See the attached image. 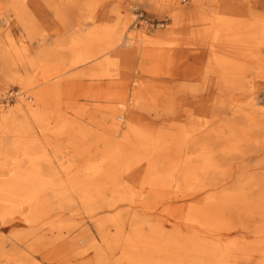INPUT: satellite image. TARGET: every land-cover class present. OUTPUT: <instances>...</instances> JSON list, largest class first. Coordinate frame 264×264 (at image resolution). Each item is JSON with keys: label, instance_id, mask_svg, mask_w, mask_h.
Returning a JSON list of instances; mask_svg holds the SVG:
<instances>
[{"label": "rangeland", "instance_id": "1", "mask_svg": "<svg viewBox=\"0 0 264 264\" xmlns=\"http://www.w3.org/2000/svg\"><path fill=\"white\" fill-rule=\"evenodd\" d=\"M237 1H244L245 7L232 0H214L217 10L210 9L208 0H37L34 4L0 0V178L13 173L10 165L19 164L25 174L64 184L71 193L65 200L50 199L46 207H79L82 214L64 209L53 219L93 234L85 207L108 204L98 203L100 198L92 195L107 187L102 166L117 157L113 153L100 163L107 150L104 143L124 141L121 133L107 130L114 125L125 129L117 119L121 113L109 109L118 98L124 95V102L133 103L125 118L137 121L135 127L156 129L155 136L168 132L182 147L179 169L166 170L157 160L149 174L154 181L133 190V205L119 207L123 217L118 248L104 253L100 264H163L164 259L123 257L131 255L121 252L130 234L144 235L148 228L155 229L162 248L165 242L193 255L205 248L207 257L201 263L264 264V80L250 73L255 55L236 47L221 52L223 44H212L208 24L220 17H264V0ZM225 4L233 7L232 12L218 11ZM174 7L198 12V17L178 25L173 21ZM116 13L128 16L129 22L115 50L133 48L130 33H141L148 40L168 31L181 36L170 48L172 59L155 58L160 66L153 74L140 69L138 56L128 63L108 60V36L115 28ZM211 48L218 52V66L231 74L226 87L208 70ZM29 61L34 65L28 66ZM240 92L254 97L256 105L244 110L231 105ZM18 104L28 109L21 130L13 131L19 118L12 111ZM79 144L92 148L80 155L74 151ZM158 146L161 154L170 148L166 141ZM186 166L196 175L187 185L180 177ZM146 171L147 164L142 163L127 179ZM159 180L165 186L157 189L158 199L153 200L151 192ZM76 182L81 183L79 189ZM93 183L97 185L89 186ZM4 200L0 196V264H90L92 251L77 258L48 259L24 251L28 226L4 217ZM40 226L35 232L39 236L46 232L38 230ZM108 232L116 233L112 227Z\"/></svg>", "mask_w": 264, "mask_h": 264}, {"label": "bare ground", "instance_id": "2", "mask_svg": "<svg viewBox=\"0 0 264 264\" xmlns=\"http://www.w3.org/2000/svg\"><path fill=\"white\" fill-rule=\"evenodd\" d=\"M30 1L31 4H34L37 0ZM232 2H239L241 4V9L245 7L244 1L232 0ZM208 4L211 10H217L214 0H208ZM232 10L233 7L227 4H225L224 8L220 7L218 9V11L223 14L232 12ZM115 15V28L113 31L109 32L108 36V49L110 50V56L107 58L108 60H112L119 64L128 63L138 56L141 63L140 69L153 74L155 72V67L160 66L159 63L153 61L155 58L160 57L162 59L163 57L162 61L172 59L174 54L170 48L175 46L179 39H181V36L171 35L168 31L158 32L148 40L145 39L141 33H130L128 35L129 39L133 42V48L129 50H115V44L118 41L119 35L129 22L128 16L121 17L117 13ZM197 17L198 12L192 13L186 9L174 7L173 21L178 23V25H180L179 23L182 20L195 22ZM208 24L211 34L213 35L212 44L215 43L216 45L217 42L221 41L223 44L221 52L236 47L237 50L247 51L254 54L256 61L250 66V68H252L250 73L252 76L264 80V17L260 19L253 16L244 19L240 15H238V17H220L214 19V21H211ZM217 30H220V32H217ZM129 31L131 30H128V32ZM153 45L163 46L164 48H167V50H152L148 48ZM210 50L208 70L220 79L222 86L226 87L231 82V74L226 72L225 69L220 68L216 63L218 52H215L212 48ZM34 63L35 62L29 61L28 66L34 65ZM245 73L246 71L242 72V74ZM133 97L136 98L137 95L134 94ZM27 99L29 100L30 98L27 97ZM125 99L126 97L122 95L121 98L117 99L119 102H117L115 106L109 108L115 114L121 113V116L117 119L119 122L123 123L125 129L121 131L119 125L107 128L112 134L115 133L120 135L121 133L124 141H110L104 143L107 150L106 154L102 155L103 160L100 163L107 160L113 153L114 155H117V157L115 161H111L102 166V170L107 174L101 178L103 179V185H106L107 187L103 190H97L92 195L93 198H100L98 203H108L110 205L107 204L102 207H85L86 210L84 215L93 226V234L89 233V231H87L88 229L78 232L77 228H73L72 224L68 223L66 225L63 221L53 219V215L61 213L64 209L75 214H82L81 210L78 209L79 207H46L50 202V199L65 200V197L71 193L63 189L64 184L56 183L52 179H44L39 175L25 174L19 164H14V166L10 165L8 167L10 169L9 171L13 170V173L4 178H0V196L3 200L5 199L3 203L6 204L5 207H2L4 217L7 216L11 220L17 218L18 221L24 222L29 229V233L26 234L23 239L25 242L24 251L31 254L42 253L44 254L43 257L46 259L54 257L58 258L63 255L76 256L77 258L78 255L83 256L85 253L92 251L93 258L85 259L90 261V264L102 263L101 260L104 259V253H113L118 248L120 239V222L123 217L122 212L118 210L119 207L123 205H133V196L135 195L133 190L152 182L154 177H151L152 175L149 174L154 170L157 160L163 162L166 170H173L174 166L175 168H178V156L182 147L176 143L174 138L168 135V132H165L162 136H155L154 132H156V129L148 126L135 127L137 121L125 118V115L130 113L134 107L132 102H124ZM254 99L255 98L251 95L240 92L234 97V101L231 105L234 104V106L238 107L240 110H244L245 108L254 107L256 105ZM121 100H123V103L120 102ZM27 109L28 106L18 104V106L15 107V110L12 111V113L19 118V121L14 124L12 128L13 131L21 130L22 120L26 118ZM141 134L143 136L144 134L146 135L142 138V136H140ZM162 141L164 143L166 141L170 146L164 154H161L162 152L156 148L159 147L158 145H160ZM87 148L91 149L92 146L79 144L75 147L74 151L75 153L82 155L90 151V149ZM142 163L147 164V171L145 174L133 180H128L127 175ZM180 177L183 184L187 185L189 184V181L191 182L196 177V175L193 170H190L189 166H186ZM157 183L158 187L152 184L157 187L156 190L151 192V199L153 200L158 199L157 196L159 193L157 189H162L165 186L163 185V180H159ZM80 185V182H76L75 189H79ZM96 185L97 183H93L89 186L94 187ZM108 186L111 187V190L108 189ZM41 194H45L46 196L40 198ZM47 194H49V197ZM9 195L13 198H9ZM11 201L13 207H9V205L12 204ZM23 204L27 207H19ZM152 207L153 206H147V209H154ZM25 209L28 210L27 214H23ZM42 221L44 223L40 226L39 224ZM37 226H40L38 230H46V232L40 236L37 235V233H35ZM110 227L115 229L116 233L114 235H109L110 233L108 232V229ZM154 230L155 229L153 228H148V233L144 235L139 233L130 234L128 240L124 241L121 252H123V254L131 255H124L123 257L126 259H164L165 262L163 264H207L200 262L203 258L207 257V250L205 248L202 249L198 255H193L190 250L184 253L183 248H180L177 245L166 246L165 242L163 243L165 246L162 248L160 239H157ZM94 235L95 238L93 237ZM48 236L49 238L46 239ZM131 263L136 264L137 262L135 263V261H131Z\"/></svg>", "mask_w": 264, "mask_h": 264}]
</instances>
